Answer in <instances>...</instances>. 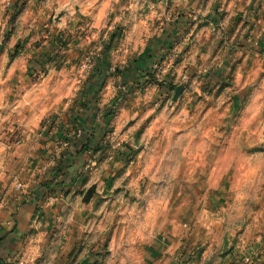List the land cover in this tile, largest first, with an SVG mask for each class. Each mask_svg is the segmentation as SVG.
<instances>
[{"label": "clouds", "instance_id": "clouds-1", "mask_svg": "<svg viewBox=\"0 0 264 264\" xmlns=\"http://www.w3.org/2000/svg\"><path fill=\"white\" fill-rule=\"evenodd\" d=\"M0 264H264V0H0Z\"/></svg>", "mask_w": 264, "mask_h": 264}]
</instances>
